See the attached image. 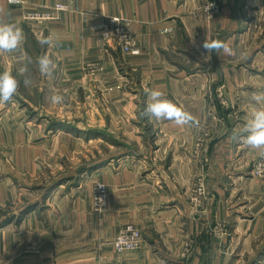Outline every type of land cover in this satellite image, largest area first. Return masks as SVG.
I'll use <instances>...</instances> for the list:
<instances>
[{
	"label": "crops",
	"instance_id": "0c3cea01",
	"mask_svg": "<svg viewBox=\"0 0 264 264\" xmlns=\"http://www.w3.org/2000/svg\"><path fill=\"white\" fill-rule=\"evenodd\" d=\"M207 1L0 0V24L15 23L24 36L17 49L0 50V72L16 77L13 95L22 101L21 107L0 103V264H250L259 254L257 264H264V198L258 207L238 203L237 196L249 176L246 169L263 147L240 137L254 108L264 107V99H253L264 94V40L259 42L264 0H244L241 8L225 0L211 17L204 10ZM57 2L69 9L56 12L54 19L24 18ZM112 15L129 22L135 40L129 52L101 35ZM42 36L50 43L42 45ZM206 39L227 48L205 49ZM45 54L53 65L42 73L37 58ZM154 88L193 120L177 124L142 115L150 102L146 89ZM53 94L63 99L54 102ZM211 94L244 115L234 119L226 136H199ZM25 107L43 118L53 112L56 119L58 113L52 120L62 123L56 124L60 128L73 123L84 134L87 128L111 129L122 148L105 165L67 174L45 193L34 178L42 168L32 164L39 153L30 157L24 122L33 116ZM15 111L22 112L17 119ZM137 144L139 150H133ZM204 173L207 197L197 207L189 192ZM97 180L107 187L99 212L91 207ZM247 187L264 193L258 179H249ZM251 206L257 210L247 212ZM225 221L233 230L227 236L219 228ZM127 223L141 229L144 241L138 249L118 252L112 240ZM189 240L191 253L184 252Z\"/></svg>",
	"mask_w": 264,
	"mask_h": 264
},
{
	"label": "rangeland",
	"instance_id": "374dc122",
	"mask_svg": "<svg viewBox=\"0 0 264 264\" xmlns=\"http://www.w3.org/2000/svg\"><path fill=\"white\" fill-rule=\"evenodd\" d=\"M224 1L225 0H208L207 3L204 5V10L207 16L211 17L212 13L218 11L221 4H223ZM230 1L234 2V7L237 6L238 8L244 7V0H230ZM47 10H51V7L46 9L29 11L24 15V18L33 21L45 20V19H39L36 13L38 12L44 13V11ZM27 14H29L28 17L31 15L33 16L28 18ZM54 18H49V20ZM263 38H264V34L262 35V38L260 37L259 42H262V40H264ZM262 44L264 45V42ZM238 56H240V54H238ZM32 66L34 69L32 72H36V68H35L36 66L34 65ZM257 67H261V66L258 65ZM29 99L33 103H35V97H30ZM21 102L22 101L20 99H17V97H14V95L13 98L10 101H8V103L12 104V106L17 105L18 107H21ZM207 104L208 106L206 107V111H205L206 127H204V130L202 131L201 135H199L200 137H215L218 134H221V136H226L229 131L230 132L233 131L231 125H234V119H242V117H244L242 112L235 111L234 108L231 106V104H229V102L226 99H223V97L221 96L218 97L216 94L208 95ZM24 109H25L24 112L26 113L27 116H33L32 119H29L26 122H24V128L28 130L27 140L29 141L30 157L35 156L37 153H39L38 158H36L35 160L32 159V164L34 167H36V164H38L39 167L42 169H40L38 175L34 176V178H35V182H40L44 184V186L47 189V190L44 189L45 193L49 192L50 188L54 185L53 183L57 184V182H62L63 180H65L67 178V174L68 175L70 174V176L83 175L86 174L87 172H90L91 170L94 169L96 170L98 167L105 165L109 161L108 156L112 154H116L122 148L121 143H119L118 140L115 139V137H111L110 134L111 129H108L106 127H93L90 129L87 128L86 129L87 131L84 134V131L82 129L72 127L73 123H69V125L64 124L66 127H62V128L57 127L56 124H62V123L60 122L56 123L52 119L58 120L57 119L59 118V116H57L58 113H56V119L53 117V112L49 113V115H51L52 117L43 118L41 115H38L37 111L34 110L33 108L25 107ZM12 113L15 116V118L13 119H17L16 117H19L22 112L15 111ZM70 119L72 122L74 120L76 121L74 117H71ZM209 120L213 122L214 125L213 127L209 126V122H210ZM221 121L224 123L223 126L221 124ZM69 133H71L72 135L74 134L76 136H82L87 138L90 137L92 139H88V141L86 142L84 140L77 141L74 140L72 136H70L71 134ZM101 140H105L107 143ZM133 150L138 151L139 145L138 144L133 145ZM40 151L42 152L41 154ZM258 162L264 164V146L260 149L256 158L252 161V164L250 163L251 166L246 169V171L248 170L249 172V176L243 178L244 181L246 182L241 183V187H238L237 190L238 203L241 200H246L247 204L257 205L258 207L262 205V202H260L261 201L260 198H264V193L258 192L255 188H253L254 191H247L248 189L247 185H249V179L251 178L255 180L256 179L260 180L261 185H264V174L256 175L252 172L254 166ZM12 165L14 166L13 163H11V166ZM26 179L28 180L29 177H26ZM73 182L77 183L76 180H74ZM98 182H102V181L97 180L95 182L92 191L93 194H94L95 186ZM206 188H207V176L205 175V173L198 175L195 178V182L189 192L190 201L192 202L193 205H196L197 207L202 205L204 199L207 197V196L205 197L207 192ZM93 194H92L91 207L94 211L99 212L102 209L95 210V206L93 205ZM255 201L258 202L259 204H257ZM256 210L257 209L255 208V206H251L247 208V212H255ZM219 228H220V232L225 233L226 236L233 232L232 227L230 226L228 221L221 222ZM258 243H261V241H259ZM262 243H263V247H262L263 250L264 240ZM192 248H193V241L189 240V242L185 246L184 252L191 253ZM259 258H261L260 254L255 256L254 257L255 261L250 264H257L258 262L257 260ZM249 259L250 257L248 258V260Z\"/></svg>",
	"mask_w": 264,
	"mask_h": 264
},
{
	"label": "clouds",
	"instance_id": "9594fccd",
	"mask_svg": "<svg viewBox=\"0 0 264 264\" xmlns=\"http://www.w3.org/2000/svg\"><path fill=\"white\" fill-rule=\"evenodd\" d=\"M64 4H57L58 9H64ZM23 31L15 23H3L0 24V50L11 51L17 49L23 41ZM39 42L43 45L50 43V37L42 36L39 38ZM205 49L211 50L215 48L224 47L227 45L222 41H208L203 42ZM39 70L42 73H47L51 70L53 65L52 59L48 55H41L37 58ZM21 72L25 71L24 68L20 69ZM25 85L30 83V79L25 77ZM18 81L16 77L8 70L0 72V101L8 102L13 98V94L16 92ZM150 102H148L142 115L148 116L149 119H169L174 120L177 124H186L193 120L192 115L184 110L177 103L166 98L165 93L158 89H146ZM52 101L60 102L63 97L61 95L53 94ZM253 99L257 102L264 99V94H254ZM242 131L246 133L240 137L242 141L253 147L264 146V107H257L251 112L249 118L243 125Z\"/></svg>",
	"mask_w": 264,
	"mask_h": 264
},
{
	"label": "built area",
	"instance_id": "2783aa9c",
	"mask_svg": "<svg viewBox=\"0 0 264 264\" xmlns=\"http://www.w3.org/2000/svg\"><path fill=\"white\" fill-rule=\"evenodd\" d=\"M57 4H64V9H58ZM69 9L66 3L57 2L51 7V10L44 11V13H36L39 19H49L56 17L55 13L58 11H67ZM29 14H27L28 17ZM33 15L29 16L32 17ZM28 17V18H29ZM101 35L103 38L114 41L122 52H129L134 45V36L132 35L128 20L122 15L109 16L101 27ZM252 172L256 175L264 174V164L258 162ZM107 199V187L105 183L98 182L95 186L93 194V205L95 210H101L105 206ZM144 236L139 227L133 223L123 225L116 235L112 243L113 247L118 252L126 250L138 249L142 246Z\"/></svg>",
	"mask_w": 264,
	"mask_h": 264
}]
</instances>
